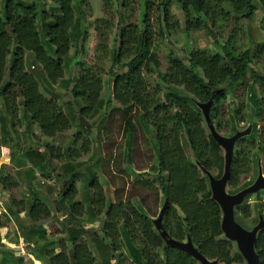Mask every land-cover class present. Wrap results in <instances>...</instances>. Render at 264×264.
Returning <instances> with one entry per match:
<instances>
[{"label": "trees", "instance_id": "1", "mask_svg": "<svg viewBox=\"0 0 264 264\" xmlns=\"http://www.w3.org/2000/svg\"><path fill=\"white\" fill-rule=\"evenodd\" d=\"M44 1L49 8L40 12L34 0H0V98L4 100L5 113L16 116L22 106L30 117L29 127L36 126L42 137L52 139L67 132L71 129V119L60 104L61 95L54 90L65 82L72 96L69 105L82 123L90 125V121L103 118L109 111L119 112L124 132L130 138L129 144L137 133V122L153 135V143L156 141V165L149 171L135 173L137 180L133 186L142 190L137 194L130 191L125 197L127 201L119 198L107 205L101 183L92 179L88 184L94 193L87 223L102 222L103 235L99 237L93 232V237L108 244L106 248L111 254L106 264L113 261L126 264L129 260L133 264H200L187 253L166 245L154 220L144 210L150 194L156 195V199L161 196L162 202L168 204L163 227L172 239L186 242L190 236L195 247L209 260H217L220 264H244L238 246L227 240L222 232V210L212 199L208 173L222 177L225 154L211 135L199 104L208 103L213 95L216 96L211 119L220 133L225 125L219 106L232 95L236 106L231 136L246 130L247 125L253 126L252 133L239 139L235 146L228 189H231L230 194H236L255 181L243 183L244 176L255 170L257 179L259 162L264 173V74L253 68L264 62V45L254 44L243 50L240 47V40L247 34L246 24L249 22L251 28L258 9L253 0H163L159 6L160 20L167 33L181 28L172 11L176 1L185 17L183 33L189 36L192 31H206L218 49L213 53L207 48L192 47L185 49L181 56L170 53L165 71L154 52L152 0L144 2L140 24H126L122 17L116 29L112 18L97 19L95 54L92 59L81 60L75 66H70L67 57L74 44L80 45L77 53L86 55L82 42L88 31L87 10H92V0ZM104 1L105 7H112V0ZM122 5L126 7L127 1ZM114 30L119 40L116 39L112 47L110 34ZM160 35L166 37L164 30ZM28 53L35 57L33 68L26 67ZM108 55L110 67L106 65ZM72 67H76V74L65 80L67 69ZM248 73L250 80L246 79ZM105 76H108L112 92L106 100L102 98ZM114 102L120 106L112 109ZM241 123L245 126L239 129ZM80 135L77 139H81ZM83 143L81 150L89 152L90 142L84 140ZM50 150V156L48 152L36 155L43 162V169L50 167L51 158L58 157L54 156V146ZM79 151L68 149L67 158H79ZM29 154L35 155L34 151L27 152ZM131 165L128 154L127 168ZM103 168L105 170L104 165ZM64 175H71V179L59 194L56 208L66 211L71 253L67 254L62 248L56 252L55 242L48 240L47 230L42 228L21 225V237L35 245L32 253L43 264H97L83 237L87 229L78 222L85 213V205L76 201L78 173L68 164ZM17 186L11 175L2 178L4 191ZM260 192L247 196L243 205L236 208V221L238 214L245 220L251 218L253 209L249 201L254 196L259 197ZM136 198L140 200L138 205L132 202ZM255 210L257 225L258 212L264 214L260 198ZM50 214L46 203L33 198L28 213L33 224ZM122 239L127 243L128 256L120 251ZM255 248L260 264H264V229L259 232ZM155 249L161 254L154 253ZM5 255L8 257L4 261L6 264H34L32 260L14 256L12 251ZM159 255L162 256L160 260Z\"/></svg>", "mask_w": 264, "mask_h": 264}, {"label": "rangeland", "instance_id": "2", "mask_svg": "<svg viewBox=\"0 0 264 264\" xmlns=\"http://www.w3.org/2000/svg\"><path fill=\"white\" fill-rule=\"evenodd\" d=\"M3 1L4 0H1V2ZM34 1L38 4L40 12H42L44 8H49V4L47 3L46 6L44 0ZM126 1V7L122 5L124 0H112V7H105L104 0L91 1L92 10H87L88 22L86 25L88 31L82 42L86 55L83 54L84 56H81L80 52L77 53L80 45L74 44L70 55L67 57V61L71 63L70 66H75L76 63L81 60L88 61L92 59V56L95 54V22L97 19L112 18L116 29L120 21L119 18L122 17L125 18L124 22L126 24L130 23L136 25L141 23V19H143L142 6L145 0ZM152 1L154 6L150 10V16L152 18L151 30L154 35V52L161 60L163 71L167 69V57L170 53L181 56L185 49L188 50L192 47L207 48L213 53L218 52L213 40L207 35L206 31H192L189 36L183 33L182 28L185 27V17L178 8L176 1L173 4L172 11L175 19L179 20L181 28L179 27L173 31L172 34L167 33L160 20L162 16L159 6L163 0ZM253 3L258 9L252 20L253 34H251L250 30L252 40L244 35L240 40V47L242 50L247 47H252L257 41L264 42V30H262L261 27L257 28V24L262 21L261 18H264V0H253ZM1 8L2 3L0 5V9ZM262 26H264V20L262 21ZM162 30H164L166 34L165 38H162L160 35ZM116 39L119 40L117 30H114L110 34L112 47L116 43ZM11 57L12 55L10 54L8 59L10 60ZM70 58H73V60ZM33 60H35L34 55L28 53L26 64H32ZM106 61V65L110 67V55L107 56ZM257 65L258 64L254 65L253 68L258 69V71L264 74V62L261 66ZM76 71V67L67 69L64 79L68 80L72 75L76 74ZM250 77L251 74L248 73L246 79L250 80ZM104 80L105 87L102 98L106 100L111 97L112 92L110 90L108 76H105ZM43 87L45 88L42 84V88ZM54 90L61 95L59 98L60 104L63 106L64 112L71 119L72 125L70 130L52 139L42 137L40 132L38 133V128L36 126L29 127L30 117L25 114L22 106H20V110L17 112L18 114L16 116L7 115V113H5L4 100L0 98V164L2 163L4 166L3 168L0 167V264H6L4 261L8 260L5 253L9 250L8 246L4 243V239L11 244H18L21 238V225L24 228L35 226L37 229L42 228L47 230L48 240L50 242L54 241L57 246L55 247L56 252H60L63 249L67 254L71 253L72 242L69 240V231L66 226V211L62 212L60 209L56 208L59 194L68 186L67 180L71 179V175H64L65 168L68 164H72L78 173L75 182L78 191L76 201L82 202L85 205L84 216L78 219V222L84 224L85 229H87L83 237L89 243V247L97 259V264H106L107 256L111 254L106 248L108 244L107 242H103L102 240L99 241V239L93 237V232L99 235V237L103 235L102 222L99 221L94 225H89L87 223L90 222V199L94 193V189L88 187V184L92 179H97L105 190L107 196L106 203L109 205L111 202L117 201L116 199H126L125 197H127L130 191H135L136 194L140 192L142 189L134 188L133 186V183L137 180V175L135 173L149 171L151 166L156 165V149L154 147L156 141L154 140L153 143V140H151L153 135L143 130L138 122V130L135 138L132 139L131 144H129L130 138H128L124 132V122H122L119 112L113 113L109 111L103 118L90 121V125L84 124L78 119L75 109L69 105L72 96L66 83L63 82L58 84L55 86ZM119 106V103L114 102L112 109L118 108ZM235 106L236 101L233 99L232 95L219 106L222 112L221 118L225 125L223 131L220 133L225 137H231L233 133V109H235ZM136 116H138V114ZM244 126V123L238 124L239 129L244 128ZM248 127L249 125H247L245 129ZM85 129L90 130V132ZM78 134H81V139H77ZM76 139L78 141L77 143H75ZM84 140L90 142L91 149L87 153L81 150ZM7 143H11L8 151L5 148ZM53 146L55 147L54 156H58V159L54 157L51 158L50 167L43 169L41 168L43 162L36 155L39 154L40 156L44 152H48L50 156V148ZM70 148H77L80 150V157L77 159L67 158L66 151ZM30 151H34L35 155H27V152ZM128 154L131 156L132 165L127 168ZM188 154H190V151ZM103 165L105 166V170ZM7 174L11 175L18 183V186L10 191H4L2 188V178ZM253 179L256 180L255 170L247 176H244L242 182H249ZM230 190L231 189H228V192H230ZM35 197L46 203L51 211L48 218L41 220L37 224H33L28 215L30 205ZM258 198L264 203V190L259 193V197L254 196L249 201L253 209L250 219L245 220L241 214L237 215L238 223L246 230H251L256 224L257 215L255 209ZM139 201L138 198L132 199L134 205H138ZM146 202L147 205H145L144 210L153 220L157 219L164 204L162 202V197L159 196V198L156 199V195L150 194ZM14 203L16 204L13 205ZM10 208L12 209L10 210ZM102 218H104V216H102ZM41 243L42 242L39 244ZM121 244L120 251L128 256L127 243L122 239ZM157 252L161 254V251H156L155 249L154 253ZM161 258L162 256L159 255V260ZM40 263L43 264L41 261ZM112 264H115V261H113ZM126 264H133L132 260L127 261ZM244 264H246V262Z\"/></svg>", "mask_w": 264, "mask_h": 264}, {"label": "water", "instance_id": "3", "mask_svg": "<svg viewBox=\"0 0 264 264\" xmlns=\"http://www.w3.org/2000/svg\"><path fill=\"white\" fill-rule=\"evenodd\" d=\"M216 98L213 95L212 99L205 104H199V108L205 118L211 135L214 137L218 145L224 150L225 169L224 174L220 178L208 173L210 181V189L212 192V199L216 201L222 210V232L227 240L235 243L238 251L244 258L246 264H260V257L256 251L255 244L259 232L264 229V214L259 211V223L251 230H246L242 227L235 218L236 208L243 205L246 197L255 195L264 190V173L262 167H259L258 177L255 182L248 188L236 193H228V183L231 177L232 160L236 143L239 139L249 136L252 133V124L244 131H239L231 137H225L220 134L215 126L212 124L211 109ZM260 164V163H259ZM207 174V172H205ZM66 186V185H65ZM167 202H165L160 215L154 220V226L160 233L166 245L171 248L179 249L188 255L192 256L200 264H220L217 260L211 261L203 256L195 247L192 238L189 236L186 242H179L172 239L163 227V218L167 209Z\"/></svg>", "mask_w": 264, "mask_h": 264}, {"label": "built area", "instance_id": "4", "mask_svg": "<svg viewBox=\"0 0 264 264\" xmlns=\"http://www.w3.org/2000/svg\"><path fill=\"white\" fill-rule=\"evenodd\" d=\"M4 243L8 246V250L12 251L14 256L23 257L27 261L32 260L34 264H42L39 260L35 258L32 253V250L35 248V245L26 241L24 238L21 237L18 244H11L5 239Z\"/></svg>", "mask_w": 264, "mask_h": 264}, {"label": "crops", "instance_id": "5", "mask_svg": "<svg viewBox=\"0 0 264 264\" xmlns=\"http://www.w3.org/2000/svg\"><path fill=\"white\" fill-rule=\"evenodd\" d=\"M254 19V18H253ZM262 19V21L264 20V18H261ZM262 21L260 22V23H258L257 25V28H260L261 27V29L262 30H264V26H262ZM248 24H250L249 22H247V24H246V29H247V34H246V36L250 39V40H252V35L251 34H253V29H252V22H251V28H249V26H248ZM250 30H251V34H250ZM261 30V31H262ZM256 44H262V45H264V42H259V41H257L256 43H255V45ZM27 62V61H26ZM33 62H34V60H33ZM263 63H261V64H258L257 66H261ZM33 65H34V63H32V64H29L28 63V65L26 64V67L27 68H33ZM254 67V66H253ZM255 70H258V69H255ZM38 131V133H39V130H37ZM11 146V143H7L6 144V146H5V148L7 149V151L9 150V147ZM1 147H2V145H1ZM24 152V151H23ZM1 166H2V163L0 164Z\"/></svg>", "mask_w": 264, "mask_h": 264}, {"label": "flooded vegetation", "instance_id": "6", "mask_svg": "<svg viewBox=\"0 0 264 264\" xmlns=\"http://www.w3.org/2000/svg\"><path fill=\"white\" fill-rule=\"evenodd\" d=\"M259 163H260V162H259ZM260 165H261V164H259V167H260ZM258 173H259V172H258ZM254 182H255V181H254ZM227 191H228V189H227ZM228 193H229V192H228ZM253 195H254V194H253ZM255 226H256V225H254V227H255ZM254 227H253V228H254ZM253 228H252V229H253Z\"/></svg>", "mask_w": 264, "mask_h": 264}]
</instances>
